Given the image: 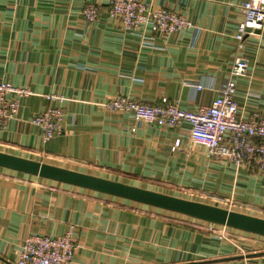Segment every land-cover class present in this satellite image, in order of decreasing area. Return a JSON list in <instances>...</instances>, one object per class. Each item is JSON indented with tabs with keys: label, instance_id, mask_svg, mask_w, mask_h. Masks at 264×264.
<instances>
[{
	"label": "crops",
	"instance_id": "0c3cea01",
	"mask_svg": "<svg viewBox=\"0 0 264 264\" xmlns=\"http://www.w3.org/2000/svg\"><path fill=\"white\" fill-rule=\"evenodd\" d=\"M140 1L178 11L192 27L165 37L125 31L104 12L109 0H0V81L32 91L0 130V151L264 218V174L210 158L186 124L134 122L99 104L167 97L195 111L239 55L248 62L239 113L264 115V23L238 49L243 0ZM87 4L101 10L94 24L82 14ZM51 106L64 116L43 141L30 119ZM70 227L72 264H264L263 236L231 231L236 244L217 241L204 221L0 167V264H15L27 235Z\"/></svg>",
	"mask_w": 264,
	"mask_h": 264
},
{
	"label": "built area",
	"instance_id": "2783aa9c",
	"mask_svg": "<svg viewBox=\"0 0 264 264\" xmlns=\"http://www.w3.org/2000/svg\"><path fill=\"white\" fill-rule=\"evenodd\" d=\"M240 10L242 18L235 33L238 49L243 48L247 37L262 29L264 0H243ZM104 12L125 31L143 33L149 30L165 37L192 27L191 21L178 11L167 7H148L140 0H109ZM100 13L95 4H87L82 9L88 24L96 23ZM247 73V59L235 56L227 76L217 88V95L209 104L200 105L195 111L182 109L176 100L167 97L147 104L129 96L117 95L99 104L109 111L126 112L134 122L168 128L186 124L189 139L203 145L210 158L232 163L235 167L256 169L264 174V115L254 113L242 118L236 101L238 80ZM194 86L198 90L203 88L200 83H194ZM31 94L27 87L0 81V130L16 119L22 101ZM47 97L63 99L52 94ZM63 116L61 107L51 106L36 113L30 123L39 128L43 141H47L60 132ZM175 145H178V140ZM206 224L210 238L236 244L230 231L233 228ZM76 247L71 227L61 235L29 234L23 240L15 264H72Z\"/></svg>",
	"mask_w": 264,
	"mask_h": 264
},
{
	"label": "water",
	"instance_id": "95a60500",
	"mask_svg": "<svg viewBox=\"0 0 264 264\" xmlns=\"http://www.w3.org/2000/svg\"><path fill=\"white\" fill-rule=\"evenodd\" d=\"M258 32V30H256ZM0 167L128 199L264 237V218L0 151ZM193 264V263H186Z\"/></svg>",
	"mask_w": 264,
	"mask_h": 264
},
{
	"label": "rangeland",
	"instance_id": "374dc122",
	"mask_svg": "<svg viewBox=\"0 0 264 264\" xmlns=\"http://www.w3.org/2000/svg\"><path fill=\"white\" fill-rule=\"evenodd\" d=\"M230 231H232V232H233V231L237 232V231H239V230L231 229Z\"/></svg>",
	"mask_w": 264,
	"mask_h": 264
}]
</instances>
